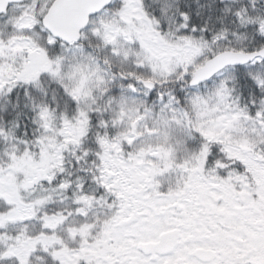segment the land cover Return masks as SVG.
<instances>
[{
    "label": "snow or ice",
    "instance_id": "1",
    "mask_svg": "<svg viewBox=\"0 0 264 264\" xmlns=\"http://www.w3.org/2000/svg\"><path fill=\"white\" fill-rule=\"evenodd\" d=\"M0 264H264V0H0Z\"/></svg>",
    "mask_w": 264,
    "mask_h": 264
}]
</instances>
